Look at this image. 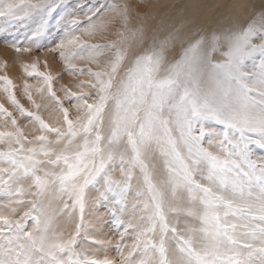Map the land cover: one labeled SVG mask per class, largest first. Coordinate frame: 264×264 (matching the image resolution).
I'll return each mask as SVG.
<instances>
[{
    "label": "snow or ice",
    "instance_id": "snow-or-ice-1",
    "mask_svg": "<svg viewBox=\"0 0 264 264\" xmlns=\"http://www.w3.org/2000/svg\"><path fill=\"white\" fill-rule=\"evenodd\" d=\"M131 16L108 0H0L5 24L36 21L27 45H11L18 53L39 51L55 20L49 51L88 77L62 89L71 119L55 77L24 66L62 113L57 125L27 83L32 111L0 76L33 133L0 104V264H264V4L234 27L193 35H150ZM115 22L116 41L80 39Z\"/></svg>",
    "mask_w": 264,
    "mask_h": 264
},
{
    "label": "rangeland",
    "instance_id": "rangeland-1",
    "mask_svg": "<svg viewBox=\"0 0 264 264\" xmlns=\"http://www.w3.org/2000/svg\"><path fill=\"white\" fill-rule=\"evenodd\" d=\"M156 0H108L110 3H116V4H128L132 13L130 26L131 27H137V26H143L146 30L148 27L151 28V31L149 30V34H157L158 31L161 29L165 21L167 20V17L172 14L173 10L176 8V4H180L183 2V0H177L178 2L175 4L170 5L165 10L164 5L169 4V2H165L164 5L158 6L159 12L162 15L156 19L155 14L149 8L150 6H154ZM161 1V0H159ZM163 1V0H162ZM182 1V2H181ZM253 1V0H252ZM251 3L253 4L254 1ZM256 2L252 5V8L254 11H250L248 8H244V13L246 14V17L253 14L254 12H258L260 8L257 7V4L259 2L263 3V0H255ZM73 3L76 2V0H72ZM153 3V4H152ZM137 4V6H136ZM148 4V5H147ZM152 4V5H151ZM261 4V5H262ZM135 6V8L133 7ZM173 7V8H172ZM140 10V12H135L136 10ZM161 9V10H160ZM159 13V14H160ZM140 14V15H139ZM155 15V16H154ZM245 17V18H246ZM161 18V20H160ZM111 17H106L105 22L110 21ZM99 24L100 21H97ZM150 23V24H149ZM36 24V21H33L31 19L23 20V21H13L10 24H5L4 21H0V76H6L9 80H11L13 84V94L17 102L28 111H32V104L27 99L24 93V85L27 83L30 86V92L32 94L33 100H36V103H41V96L36 92V88L41 87L43 81L41 77H29L25 71L24 66H29V71H31V65L36 64L37 65V71L40 73H49L55 79L53 80L52 88L53 91L56 93V97L61 101L62 105L69 110V118L75 119V117L78 115V112L75 108H73L72 101L65 99V94L62 89L70 90V91H77V85L80 84L82 80L87 81L88 77L87 75H79V74H70L68 69L65 68V62L62 61L58 54L50 52L49 49L51 47H54L53 39H59V35L57 34V25L56 21L53 20L51 24L49 25V28L47 30V33L45 36L40 38V49L37 50L36 46H33L32 50L30 52H17L14 47L11 45L13 43L20 44L21 46H25L28 44V36L31 34L32 30L34 29ZM231 25L228 26V28L236 26L235 23H230ZM120 25L119 22L115 23H108L107 27L104 28L102 31L97 30L94 36H84L81 35L80 39L82 41H85L88 44H108L113 41H116L119 39V37L116 35L117 29H119ZM79 35V33H77ZM158 35V34H157ZM109 38V39H108ZM106 39V40H105ZM48 49V50H47ZM10 50V51H9ZM3 51L11 52L10 54L12 57H16L14 66L16 67L15 75L11 74V69L9 67V58L3 54ZM49 51V52H48ZM47 52L49 56H51V59H49L52 63L51 64H58V71H55V75L52 72L50 65V61L43 58L41 55ZM17 54V55H16ZM53 54V55H51ZM21 60H17V59ZM53 58V59H52ZM60 59V60H59ZM104 59H108L107 56L101 57V59L98 61V63H102ZM23 60V61H22ZM59 60V61H58ZM84 62V63H83ZM73 63H75L77 69H86L88 67H92L93 71H96L95 65H90L88 61L84 60H74ZM55 64V65H56ZM61 64V65H59ZM18 65V66H17ZM47 65V66H46ZM63 66V67H61ZM63 70V71H62ZM98 70V69H97ZM19 71V72H18ZM24 71V72H23ZM54 71V70H53ZM62 71V72H61ZM60 72V73H59ZM19 76H18V75ZM16 79V81H15ZM23 79V80H22ZM64 80V82L61 84L59 91L56 89L55 84L59 80ZM75 79V80H74ZM18 80V82H17ZM20 81V82H19ZM27 81V82H26ZM75 83V84H74ZM69 84V85H67ZM66 85V86H64ZM4 86V82L0 81V88ZM34 91V92H33ZM19 95V96H18ZM39 95V96H38ZM45 97L47 96L46 91L44 92ZM19 97V98H18ZM48 104H51V106H41L39 109V115L42 117V119L45 120V122L48 123H62L63 116L62 113H59L56 110V105L54 102H48V99H43ZM0 104L4 106L9 112L12 113L13 117L17 120L19 126L24 130L25 135L28 136L29 139L32 138V125L31 123H28V119L26 117H21L18 112L13 108V106L10 104V102L7 99V94L3 91H0ZM49 107V108H48ZM50 109L56 113L55 117H47ZM42 110V111H41ZM44 116V117H43ZM60 116V117H59ZM59 118V119H58ZM30 129V130H29ZM39 134V131L37 130L36 133ZM2 199V197H0ZM67 221V217H65L63 220L60 221L61 225L63 226ZM106 225H107V233L110 238L115 239L116 233L115 231H112L113 229V223L110 218H106ZM29 226H31V221H29ZM71 227V225H68ZM110 255H115V252H110Z\"/></svg>",
    "mask_w": 264,
    "mask_h": 264
},
{
    "label": "bare ground",
    "instance_id": "bare-ground-1",
    "mask_svg": "<svg viewBox=\"0 0 264 264\" xmlns=\"http://www.w3.org/2000/svg\"><path fill=\"white\" fill-rule=\"evenodd\" d=\"M251 1L252 0H183V2L181 1L182 3L176 4L178 2L177 0H163V1L162 0L161 1L156 0L154 2L155 5L153 7L150 6L151 8H149V10H151L153 12V14L157 15V16H155V15L154 16H155L156 19H158L162 15L160 13V12H162V10L160 9L161 11L159 12L158 6L164 5L165 2H167V3L169 2V4H165L164 5V8L166 10L167 7H169L170 5L175 3L177 5L176 8L173 10V12H171L172 14H170V16L167 17V20L165 21V23L163 24V26L161 27V29L158 31L157 34L158 35H162L166 31H169V30H171L173 28H180L183 31L187 32L189 35H193V34H196V33L204 34V33L210 32V31L225 30V29H228L229 25H231L230 23H235V25H236L239 20L245 19V17H246V14L244 13V8H248L250 11L251 10L254 11V9L252 8V5L256 1L253 0L254 1L253 4L251 3ZM259 2L257 4L258 8H260L261 4H262V3L259 4ZM263 3H264V0H263ZM136 6H137V4H136ZM133 7L135 8V6H133ZM135 12L139 13L140 10L138 9ZM160 20H161V18H160ZM149 30L151 31L150 27H148L146 29V32L148 33ZM9 51H7V52L3 51L2 55L5 54L7 56V58H9L7 60L10 61L9 62V67L11 69L10 70L11 74L15 75L14 68L16 69V67L14 66V64H15L16 57H12L10 55L12 53L9 52ZM51 55H53V54H51ZM41 56L43 58L47 59V60L51 59V56H49L47 52H44ZM17 60L20 61L21 58L20 59L18 58ZM105 60L106 59H104L102 61L101 65L104 64ZM52 62L50 61V65L49 66L51 67L52 72L55 75V71H58V69L60 67L58 68V66H57L58 64H56V63H55L56 65L54 63L51 64ZM59 65H61V64H59ZM61 67H63V66H61ZM95 68L97 70V67H95ZM64 80L62 79V80H59V81L56 82L55 87H56V89L58 91L60 89L61 84L64 82ZM15 81H16V79H15ZM17 82H18V80H17ZM67 85H69V84H67ZM64 86H66V85H64ZM40 104H41V106H45V105H47L49 107L51 106V104L46 103L42 99H41V103ZM47 117H55L56 118L57 116H56V113L50 109ZM107 230H108L107 229V225H105L104 232H105L106 235H108Z\"/></svg>",
    "mask_w": 264,
    "mask_h": 264
}]
</instances>
